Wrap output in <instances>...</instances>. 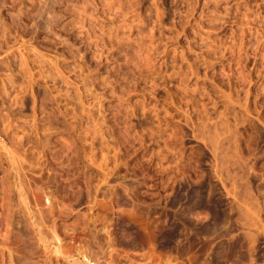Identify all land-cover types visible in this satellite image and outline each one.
I'll list each match as a JSON object with an SVG mask.
<instances>
[{
  "label": "rangeland",
  "instance_id": "374dc122",
  "mask_svg": "<svg viewBox=\"0 0 264 264\" xmlns=\"http://www.w3.org/2000/svg\"><path fill=\"white\" fill-rule=\"evenodd\" d=\"M0 264H264V0H0Z\"/></svg>",
  "mask_w": 264,
  "mask_h": 264
},
{
  "label": "bare ground",
  "instance_id": "6f19581e",
  "mask_svg": "<svg viewBox=\"0 0 264 264\" xmlns=\"http://www.w3.org/2000/svg\"><path fill=\"white\" fill-rule=\"evenodd\" d=\"M226 219V218H225Z\"/></svg>",
  "mask_w": 264,
  "mask_h": 264
}]
</instances>
